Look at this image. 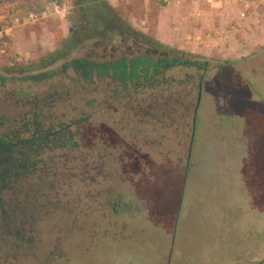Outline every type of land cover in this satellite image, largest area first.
Returning <instances> with one entry per match:
<instances>
[{
	"label": "rangeland",
	"instance_id": "obj_1",
	"mask_svg": "<svg viewBox=\"0 0 264 264\" xmlns=\"http://www.w3.org/2000/svg\"><path fill=\"white\" fill-rule=\"evenodd\" d=\"M176 1L102 0L170 53L208 64L192 136L180 119L174 129L170 117H98L90 156L69 165L81 173L100 163L110 181L67 172L52 201L40 199L17 253L0 240V264H264V0ZM81 15L77 0H0V66L64 45L39 88L70 87L60 78L72 73L66 65L94 51L92 39L73 45L69 37ZM126 167L130 178H117Z\"/></svg>",
	"mask_w": 264,
	"mask_h": 264
},
{
	"label": "trees",
	"instance_id": "obj_2",
	"mask_svg": "<svg viewBox=\"0 0 264 264\" xmlns=\"http://www.w3.org/2000/svg\"><path fill=\"white\" fill-rule=\"evenodd\" d=\"M77 1L83 16L69 37L73 45L92 39L94 51L88 60L66 65L72 73L60 78L69 81L70 87L59 83L39 88L53 76L48 69L64 57V45L28 62L0 66V240L7 241L12 253L19 250L26 226L39 220L44 201L40 199L51 202L68 180L67 172L75 170L73 178L79 179L96 171L95 177L110 181L109 171L102 172L100 163L81 173L69 165L90 156L94 146L88 150L85 144L98 117L126 124L139 117L160 124L170 117L174 129L177 119L187 121V138L194 132L208 64L197 62L193 55L189 59L178 51L170 53V48L126 23L102 0ZM100 134L98 130L94 136L101 142ZM191 153H185L186 166ZM126 169L114 171L117 178H130L132 172ZM98 193L105 195L107 189ZM25 214L32 220L27 221Z\"/></svg>",
	"mask_w": 264,
	"mask_h": 264
},
{
	"label": "crops",
	"instance_id": "obj_3",
	"mask_svg": "<svg viewBox=\"0 0 264 264\" xmlns=\"http://www.w3.org/2000/svg\"><path fill=\"white\" fill-rule=\"evenodd\" d=\"M171 1H173V0H168V1H167V4L174 3V2H171ZM176 2H178V0H177ZM247 5H248V3H247ZM247 5H246V6H247ZM247 7H248V6H247ZM165 10H166V9L162 8L160 11H157V17H156V20H155V21H156V30H157V31H156V34H159L160 31H163V30H162V27L165 25V21H162V22H161L160 18H161V14L164 13ZM197 15L200 16L199 13H198ZM142 23H143V22H142ZM150 23H151V20L146 22V24H147L148 26L150 25ZM176 23H177V22H176ZM201 35H202V34H201ZM203 37H204V35H202V38H203ZM158 40L161 41V42H163V43H164V42H172L171 40H169V41H168V40L163 41V40L161 39V37H159ZM200 43H201V42H200Z\"/></svg>",
	"mask_w": 264,
	"mask_h": 264
},
{
	"label": "built area",
	"instance_id": "obj_4",
	"mask_svg": "<svg viewBox=\"0 0 264 264\" xmlns=\"http://www.w3.org/2000/svg\"><path fill=\"white\" fill-rule=\"evenodd\" d=\"M164 2H167L168 0H163ZM206 1H210V0H206Z\"/></svg>",
	"mask_w": 264,
	"mask_h": 264
}]
</instances>
